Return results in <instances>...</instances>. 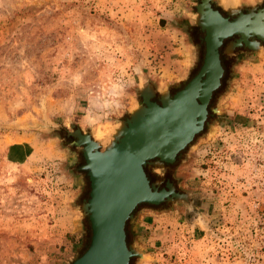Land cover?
Masks as SVG:
<instances>
[{
  "label": "rangeland",
  "instance_id": "obj_1",
  "mask_svg": "<svg viewBox=\"0 0 264 264\" xmlns=\"http://www.w3.org/2000/svg\"><path fill=\"white\" fill-rule=\"evenodd\" d=\"M199 1L0 0V264H68L85 251L90 224L72 200L83 157L61 132L111 130L141 87L188 77ZM226 68L219 116L174 172L193 206H138L127 242L144 258L130 264H264V48ZM16 142L30 146L24 163L10 162Z\"/></svg>",
  "mask_w": 264,
  "mask_h": 264
},
{
  "label": "water",
  "instance_id": "obj_2",
  "mask_svg": "<svg viewBox=\"0 0 264 264\" xmlns=\"http://www.w3.org/2000/svg\"><path fill=\"white\" fill-rule=\"evenodd\" d=\"M212 4L218 6L217 0H201L196 5L193 24L204 32V56L201 60V45L197 44L192 69L201 65L190 80V72L181 79L187 82L182 89L170 97L166 88L155 90L150 84L141 87V104L112 127L106 141L96 140L91 131L68 122L71 131L66 137L76 139L69 147L75 146L82 154L84 164L78 170L85 173L89 183L88 198L78 207V215L81 220L88 219L91 229L87 248L68 264H130L133 258L140 260L144 254L135 244H128L126 235L135 209L169 203H182L189 210L193 206L190 193L176 192L171 183L166 184L167 190L158 189L160 182L150 183L145 169L174 163L202 131L207 106L224 74L220 60L223 42L239 36L226 48V55L236 47L258 52L264 43V8H251L245 14L243 7L230 10L225 3L222 9L228 17H235L230 21L213 10ZM156 92L160 105L152 101ZM208 127L210 131L213 128Z\"/></svg>",
  "mask_w": 264,
  "mask_h": 264
},
{
  "label": "flooded vegetation",
  "instance_id": "obj_3",
  "mask_svg": "<svg viewBox=\"0 0 264 264\" xmlns=\"http://www.w3.org/2000/svg\"><path fill=\"white\" fill-rule=\"evenodd\" d=\"M201 2V0L199 1V3ZM212 8L213 10H217L223 17H228L227 16V13L225 10L222 9V7L220 6H216L215 4H212ZM251 8H255L257 10L259 9H262L264 8V1L261 3V4H258L256 6H252V7H249V8H242V12L247 14L248 13V9H251ZM235 17H228V19L231 21L233 20ZM190 35L193 39V43L195 44V46L197 44L201 45V58L203 59V56H204V41L202 40V38L204 37V32L201 31V29L199 27H196V26H193L190 30ZM239 38V36H232L231 38H228L227 40H225L220 48V60H221V65L224 69V74H223V77L221 79V85L219 87L218 90H216L213 95H212V98L207 106V118H206V121L204 123V126H203V129L200 133H198L194 140L200 136V135H203L205 134L206 132H208L209 130V127L208 125H212L215 120L218 118L219 114L218 113H215L214 110L217 108L216 107V100H217V97H218V94H219V91L221 88H223V78L225 76V73H226V64L229 63V64H233V63H236L237 60H239V58L246 54L247 52H252L250 50H248L247 48L245 47H236L233 49V51L231 52V54L229 55H226L224 52L226 50V48L232 44V43H235L237 41V39ZM262 47L264 48V43H261ZM201 65V64H200ZM198 67V66H197ZM200 68V66L198 67V69ZM195 69H192L191 70V73L194 71ZM198 72V70H197ZM196 72V73H197ZM190 73V74H191ZM196 74L194 75H190L189 77V80L194 77ZM187 82H181L179 83V87H176L177 84L173 87H169L168 88V91H169V94H170V97H172L177 91H179L180 89H182L185 85H186ZM159 93L156 92L155 94V97L152 99L153 102H156L160 105V102H159ZM140 102H141V99H140ZM127 119V118H125ZM61 134H63L61 136V139L64 143H66V145H69V143H72L74 142L76 139L75 138H72V137H66V132H61ZM64 138H66L64 140ZM193 140V141H194ZM192 141V142H193ZM191 142V143H192ZM190 143V144H191ZM190 144L182 151V155L179 157L177 156L174 163L172 164H165L162 168H159V167H153L151 166L150 168L146 167L145 171H146V174H147V177L148 179L150 180V183H157V182H160V186L158 187V189H162V188H166V184L167 183H171L174 188H175V191L178 192V193H182L178 188H177V185H176V182L174 180V172L176 170V167L178 166V164L182 161L183 159V156H184V153L187 151V149L189 148ZM71 151L74 153L73 156L75 158H78V157H83L81 153L78 152L77 148L75 146H72L71 148ZM83 164H84V159H83ZM82 164V165H83ZM81 166V164L77 167V168H74L75 171H79L78 168ZM78 173V172H77ZM83 173V172H82ZM84 175L83 176H79V178L81 179L82 181V199H81V204L83 203V198L85 197V192H86V189H85V181L88 180V178L85 176V173H83Z\"/></svg>",
  "mask_w": 264,
  "mask_h": 264
},
{
  "label": "crops",
  "instance_id": "obj_4",
  "mask_svg": "<svg viewBox=\"0 0 264 264\" xmlns=\"http://www.w3.org/2000/svg\"><path fill=\"white\" fill-rule=\"evenodd\" d=\"M8 153H9V159H10L11 163H14V162L15 163H24L32 155L29 144L24 143V142H16L15 145H12L11 147H9ZM74 196L75 197H73L72 200H74L75 202L81 200L82 199L81 189H79ZM78 205H81L80 202ZM72 206H73V204H72ZM77 208H78V206H77ZM78 218L81 222L82 220L80 219L79 216H78Z\"/></svg>",
  "mask_w": 264,
  "mask_h": 264
},
{
  "label": "bare ground",
  "instance_id": "obj_5",
  "mask_svg": "<svg viewBox=\"0 0 264 264\" xmlns=\"http://www.w3.org/2000/svg\"><path fill=\"white\" fill-rule=\"evenodd\" d=\"M225 1L227 3V8H229L230 10L234 9L237 6V2H238V0H225ZM109 130H110L109 127L107 130H104V128H100L98 130L97 134L94 135L95 139L99 140V141H101V140L106 141V139H107L108 135L110 134V131L112 130V128L110 131Z\"/></svg>",
  "mask_w": 264,
  "mask_h": 264
},
{
  "label": "trees",
  "instance_id": "obj_6",
  "mask_svg": "<svg viewBox=\"0 0 264 264\" xmlns=\"http://www.w3.org/2000/svg\"><path fill=\"white\" fill-rule=\"evenodd\" d=\"M126 235H127V230H126Z\"/></svg>",
  "mask_w": 264,
  "mask_h": 264
}]
</instances>
